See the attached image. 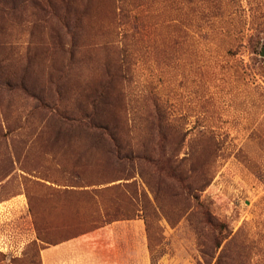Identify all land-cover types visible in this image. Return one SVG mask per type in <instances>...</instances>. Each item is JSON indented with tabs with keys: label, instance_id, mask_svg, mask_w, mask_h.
Instances as JSON below:
<instances>
[{
	"label": "rangeland",
	"instance_id": "1",
	"mask_svg": "<svg viewBox=\"0 0 264 264\" xmlns=\"http://www.w3.org/2000/svg\"><path fill=\"white\" fill-rule=\"evenodd\" d=\"M0 8V264H215L238 232L264 258V56L247 41L264 0H240L238 41L203 0ZM95 112L129 146L178 149L186 173L210 163V183L111 157L76 122ZM197 199L227 230L201 224Z\"/></svg>",
	"mask_w": 264,
	"mask_h": 264
},
{
	"label": "trees",
	"instance_id": "2",
	"mask_svg": "<svg viewBox=\"0 0 264 264\" xmlns=\"http://www.w3.org/2000/svg\"><path fill=\"white\" fill-rule=\"evenodd\" d=\"M204 1V10L210 16V19H215V21L209 22V27L214 28V34L221 37L223 41H238L242 37L240 36L244 31L242 25L244 21L241 19L239 14L240 0H203ZM261 8V7H260ZM2 8H0L1 11ZM257 10V9H256ZM6 12V11H4ZM250 25H254V31L247 37L249 48L252 49L255 53L261 52V47H264V11L260 10L258 13H254L249 20ZM106 91V88H105ZM110 96V95H109ZM112 97V96H110ZM108 105H113L112 100L104 102ZM154 108L157 110L155 119V127H157V136L161 138V141H164L165 136L163 126V121L165 120L162 115L159 113L160 105L157 102H154ZM53 116H61L60 114H53ZM84 116V117H83ZM86 118V119H84ZM91 119V122L89 121ZM98 117L95 112L94 117L87 116L82 114L76 122L78 125H83V127L90 128L95 133L96 143L103 146L106 152L111 157H116L119 160H125L131 164L135 162H142L147 164L149 167L153 168V173L158 178H167L178 182L180 185L179 188L185 184L184 182L187 179L200 178L205 180V185H208L214 175V172L211 171V164L205 163L204 166L199 170L197 168L191 167L189 173H186L183 169V162L178 161L175 156H177L176 151L178 149H171L164 147V145L153 142L152 145H142L140 148H134L127 145L123 142V138L119 137L117 133L103 125H100L98 122ZM92 120L98 125H87L91 124ZM63 125V124H62ZM97 130V132L95 130ZM186 134V133H185ZM204 135V134H203ZM184 138V137H183ZM123 139V140H122ZM154 139V138H153ZM206 167L203 171L202 169ZM153 175V174H152ZM183 183V184H182ZM190 184V183H189ZM186 185V184H185ZM89 186V185H86ZM118 188L122 186H117ZM190 190V186H188ZM191 195V190L189 191ZM198 200V199H197ZM201 207V224L205 227L211 229H218L219 231L227 230L226 223L220 222V220L213 215L209 208L199 201ZM115 220H123L121 218ZM81 234V232H80ZM229 234L224 235L219 240L218 237L216 241H210L209 245H201V251L205 256L214 257L216 253L222 246L223 240L228 237ZM239 232L236 233L226 244L221 248L215 264H264V258H260L258 253L262 252L261 247L255 244L253 241H239ZM263 253V252H262ZM258 256V259L255 261V257Z\"/></svg>",
	"mask_w": 264,
	"mask_h": 264
},
{
	"label": "water",
	"instance_id": "3",
	"mask_svg": "<svg viewBox=\"0 0 264 264\" xmlns=\"http://www.w3.org/2000/svg\"><path fill=\"white\" fill-rule=\"evenodd\" d=\"M261 55L264 56V47H262Z\"/></svg>",
	"mask_w": 264,
	"mask_h": 264
},
{
	"label": "crops",
	"instance_id": "4",
	"mask_svg": "<svg viewBox=\"0 0 264 264\" xmlns=\"http://www.w3.org/2000/svg\"><path fill=\"white\" fill-rule=\"evenodd\" d=\"M73 240V239H72ZM68 241H70V240H68Z\"/></svg>",
	"mask_w": 264,
	"mask_h": 264
}]
</instances>
